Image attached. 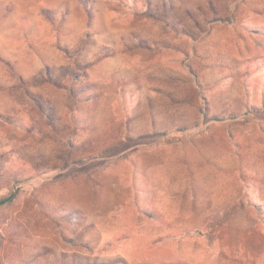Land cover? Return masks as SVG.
I'll list each match as a JSON object with an SVG mask.
<instances>
[{
    "label": "rangeland",
    "instance_id": "374dc122",
    "mask_svg": "<svg viewBox=\"0 0 264 264\" xmlns=\"http://www.w3.org/2000/svg\"><path fill=\"white\" fill-rule=\"evenodd\" d=\"M17 4L0 264H264V0Z\"/></svg>",
    "mask_w": 264,
    "mask_h": 264
},
{
    "label": "crops",
    "instance_id": "0c3cea01",
    "mask_svg": "<svg viewBox=\"0 0 264 264\" xmlns=\"http://www.w3.org/2000/svg\"><path fill=\"white\" fill-rule=\"evenodd\" d=\"M22 1V0H21ZM21 1H17L20 2ZM15 3V0H0V28L4 29L3 26H8V18H11V15L8 13V6H11V9L16 10L19 7V4ZM14 5V8H12Z\"/></svg>",
    "mask_w": 264,
    "mask_h": 264
},
{
    "label": "water",
    "instance_id": "95a60500",
    "mask_svg": "<svg viewBox=\"0 0 264 264\" xmlns=\"http://www.w3.org/2000/svg\"><path fill=\"white\" fill-rule=\"evenodd\" d=\"M12 196H13V194L8 195V196H6V197L0 199V206H1V205H4L5 203H7V202L12 198Z\"/></svg>",
    "mask_w": 264,
    "mask_h": 264
},
{
    "label": "trees",
    "instance_id": "16d2710c",
    "mask_svg": "<svg viewBox=\"0 0 264 264\" xmlns=\"http://www.w3.org/2000/svg\"><path fill=\"white\" fill-rule=\"evenodd\" d=\"M10 201V200H9Z\"/></svg>",
    "mask_w": 264,
    "mask_h": 264
}]
</instances>
